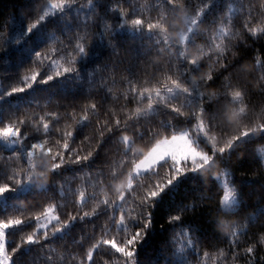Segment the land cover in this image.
<instances>
[{
  "label": "snow or ice",
  "instance_id": "1",
  "mask_svg": "<svg viewBox=\"0 0 264 264\" xmlns=\"http://www.w3.org/2000/svg\"><path fill=\"white\" fill-rule=\"evenodd\" d=\"M0 264H264V0L0 17Z\"/></svg>",
  "mask_w": 264,
  "mask_h": 264
},
{
  "label": "trees",
  "instance_id": "2",
  "mask_svg": "<svg viewBox=\"0 0 264 264\" xmlns=\"http://www.w3.org/2000/svg\"><path fill=\"white\" fill-rule=\"evenodd\" d=\"M21 6H22V0H0V17H11L13 14L18 15ZM44 88L45 86H37V88L34 89L32 93H27L26 95H33L34 93L39 95V93H42L44 91ZM45 96H47V93L42 94L40 96L41 102H43V99ZM35 110L39 111V109H35ZM245 175L247 176V179L245 180L246 193L248 194L250 200H256L260 194L259 193V183L253 184L252 181H257V182L260 181V175L256 171L255 166H253L252 172L246 173ZM238 176H239V173H238ZM162 207H163V202H162ZM76 235L77 233L73 232L69 237H67L65 246L70 245L72 239ZM35 255H39V253H36ZM149 255H151V249L146 250L143 258H147V256Z\"/></svg>",
  "mask_w": 264,
  "mask_h": 264
}]
</instances>
